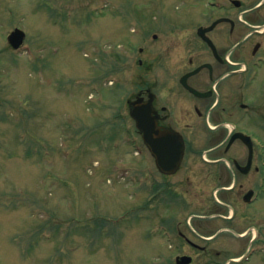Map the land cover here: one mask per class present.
Segmentation results:
<instances>
[{
    "label": "rangeland",
    "instance_id": "rangeland-1",
    "mask_svg": "<svg viewBox=\"0 0 264 264\" xmlns=\"http://www.w3.org/2000/svg\"><path fill=\"white\" fill-rule=\"evenodd\" d=\"M213 1L0 0V264H172L170 229L185 217L145 204L125 99L183 70L182 37L218 12ZM15 26L26 34L16 50ZM259 192L258 238L211 244L247 249L244 264H264Z\"/></svg>",
    "mask_w": 264,
    "mask_h": 264
},
{
    "label": "flooded vegetation",
    "instance_id": "flooded-vegetation-1",
    "mask_svg": "<svg viewBox=\"0 0 264 264\" xmlns=\"http://www.w3.org/2000/svg\"><path fill=\"white\" fill-rule=\"evenodd\" d=\"M222 1L225 6L219 14L209 15L211 20L204 25L221 17L229 18L207 33L216 52L200 37L183 38L182 50L187 53L181 59L183 70L170 82L156 83L152 102L156 125L159 131L181 135L184 155L180 165L168 171L154 158L144 161L152 163L153 169L141 165L142 175L157 184L158 207H181L188 212L184 222L179 223L183 245L176 255H190L189 264L236 263L211 244L227 238L220 235L222 232L241 241L250 240L249 235L256 239L258 235L254 232L259 221L258 196H253L260 177L258 152L253 143L250 152L239 137H232L237 132L252 137L255 129H264V94H255L250 86L264 73L252 63L264 49L263 40H256L264 35V28L254 29L243 22L253 18L264 25V0ZM245 30V39L255 40L256 45L249 54L248 49L242 52L237 45ZM200 66L195 73L187 74ZM184 75L185 84L196 91L180 83ZM148 91V87L139 89L145 99Z\"/></svg>",
    "mask_w": 264,
    "mask_h": 264
},
{
    "label": "water",
    "instance_id": "water-1",
    "mask_svg": "<svg viewBox=\"0 0 264 264\" xmlns=\"http://www.w3.org/2000/svg\"><path fill=\"white\" fill-rule=\"evenodd\" d=\"M23 32L17 28H15L12 32H10V34L8 35V41L9 43L13 46V47H17L20 43L21 40L23 38ZM151 96V95H150ZM152 97V96H151ZM137 101H132L131 104L134 106V108L131 110V115L136 119L137 121V126L138 127H142V122H141V118L143 116V114H141L140 109L141 107L136 106ZM151 101V99L149 100ZM150 127V126H149ZM166 134V133H164ZM144 138L146 140V142L148 143V146L150 147L151 152L153 153V155H155L156 157H158V140L156 139V133H154V130H146V133L144 135ZM165 141V139H164ZM180 148L178 149L177 152V156L176 159L179 160L181 157V153H182V144H179Z\"/></svg>",
    "mask_w": 264,
    "mask_h": 264
}]
</instances>
